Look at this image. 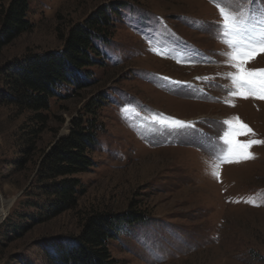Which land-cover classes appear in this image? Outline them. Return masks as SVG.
<instances>
[{
    "label": "rangeland",
    "instance_id": "1",
    "mask_svg": "<svg viewBox=\"0 0 264 264\" xmlns=\"http://www.w3.org/2000/svg\"><path fill=\"white\" fill-rule=\"evenodd\" d=\"M9 2L0 0V18ZM29 2V30L9 40L0 25V90L5 72L23 57L58 51L68 30L102 7L113 15L108 42L95 44V64L80 71L77 86L64 85L51 99L49 120L29 154L22 147L23 131L35 125L30 112L0 104V207L7 210L0 231L17 212L22 225L30 223L15 236L4 231L0 264H47L48 252L78 237L89 214L127 209L146 220L118 226L109 242L116 264H264V144L251 146L255 158L245 159L230 154L224 140L230 131L224 121L235 126L237 117L252 131L236 140H264V100L230 94L236 69L225 55L231 49L217 6L251 7L258 33L264 0ZM245 67L264 69V51ZM89 102L94 115L85 113ZM84 117L99 127L89 154L94 164L56 178L77 180L76 204L37 219L53 200L37 181L43 156ZM20 155L30 160L15 164Z\"/></svg>",
    "mask_w": 264,
    "mask_h": 264
},
{
    "label": "trees",
    "instance_id": "2",
    "mask_svg": "<svg viewBox=\"0 0 264 264\" xmlns=\"http://www.w3.org/2000/svg\"><path fill=\"white\" fill-rule=\"evenodd\" d=\"M29 1L10 0L3 10L0 25L9 40L31 28L27 19ZM122 5L126 6L125 3ZM111 15L112 8L98 9L68 30L64 44L58 51L25 56L5 72L4 86L0 90L2 95L0 104H12L21 111H29V121L35 122V125H29L26 131H23L27 136V144L22 147L25 154H29L35 148L39 134L46 127L51 99L60 97L58 91L64 85L77 86L80 83L78 76L80 71L95 64L92 56L100 54V49L95 44L98 41L108 42ZM94 105L92 102L87 103L85 113L94 115L96 112ZM84 119L72 122L69 137L58 140L43 156L37 181L46 195L53 200L50 199V203H47V214L45 216L39 214L37 219L54 217L66 209H72L76 204L75 193L81 192L77 187V180L56 178L87 170L94 164L89 154L97 143L99 127L87 117ZM29 160V156L20 155L15 164L23 165ZM33 206L27 205L26 208L31 209ZM144 214L128 209L121 214L111 212L89 214L78 237H72L66 244L56 246L52 252H48L47 264H116L117 260L113 259L109 250V242L116 238L119 225L132 226L142 223L146 220ZM13 216L14 219L12 217L5 219L0 239H5L4 231L7 229L10 232L13 229L16 232L15 236L21 234V231L30 224H21L25 221L23 213L17 212ZM16 218H21V222L14 224ZM15 227H19V233Z\"/></svg>",
    "mask_w": 264,
    "mask_h": 264
},
{
    "label": "snow or ice",
    "instance_id": "3",
    "mask_svg": "<svg viewBox=\"0 0 264 264\" xmlns=\"http://www.w3.org/2000/svg\"><path fill=\"white\" fill-rule=\"evenodd\" d=\"M244 2L245 0H241V3ZM246 2L251 6L255 0H246ZM217 6L223 21L224 42L231 49L225 55L229 57L232 61V67L236 69L235 73H229V78L235 88L230 94L244 99L251 97L264 100V69L248 70L245 67L246 63L254 58L257 52L264 51V27L257 33L255 28L251 26L250 18L253 16L251 7L248 9H228ZM159 122L161 124L167 123L164 120ZM172 123L178 127L185 125V122L180 120H173ZM224 123L230 125V131L224 134L225 143L229 145V153L243 155L245 159H254V155L248 149L253 145L264 144V140H249L242 143L236 140V137L250 133L252 130L240 122L238 117L235 126H233V121L226 120Z\"/></svg>",
    "mask_w": 264,
    "mask_h": 264
},
{
    "label": "bare ground",
    "instance_id": "4",
    "mask_svg": "<svg viewBox=\"0 0 264 264\" xmlns=\"http://www.w3.org/2000/svg\"><path fill=\"white\" fill-rule=\"evenodd\" d=\"M6 209L2 206L0 207V222L3 219V217L6 215Z\"/></svg>",
    "mask_w": 264,
    "mask_h": 264
},
{
    "label": "water",
    "instance_id": "5",
    "mask_svg": "<svg viewBox=\"0 0 264 264\" xmlns=\"http://www.w3.org/2000/svg\"><path fill=\"white\" fill-rule=\"evenodd\" d=\"M4 219V218H3Z\"/></svg>",
    "mask_w": 264,
    "mask_h": 264
}]
</instances>
